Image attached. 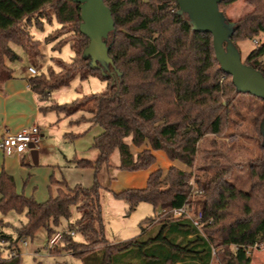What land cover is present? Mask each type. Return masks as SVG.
I'll list each match as a JSON object with an SVG mask.
<instances>
[{
	"label": "trees",
	"instance_id": "16d2710c",
	"mask_svg": "<svg viewBox=\"0 0 264 264\" xmlns=\"http://www.w3.org/2000/svg\"><path fill=\"white\" fill-rule=\"evenodd\" d=\"M236 1L221 0L219 14L224 18V9ZM246 3L254 10L232 23L228 36L233 46L239 40L264 35V0ZM104 5L114 23L106 41L112 63H97L99 67L92 70L90 58L83 55L89 40L79 31V5L70 0H0V83L13 75L6 62L21 58L12 45L20 47L37 67L42 43H54L52 52L60 53L68 44L73 58L66 62L51 57L59 71L49 65L30 77L33 92L48 100L52 92L90 77H97L106 87L69 103L53 102L39 108L41 113L54 111L65 117L83 111L89 117L76 122L102 128L91 145L97 152L94 160H69L77 168L93 170L90 188H72L64 180L52 179L48 200L39 203L17 194L12 176L1 171L0 215L22 214L25 221L13 227L0 219V242L8 250L6 256L0 251V264H21L17 242L23 237L33 239L39 229L50 238L62 220L68 223L69 234H64L62 247L55 253H71L82 264H251L247 250L264 246L262 143L250 168L248 191L231 183L225 169L196 177L197 192L192 196L190 175L170 166L164 175L160 169L151 172L144 188L112 193L126 204L128 216L140 203L150 204L153 214L139 222L140 233L132 239L116 243L107 239L100 202L103 170L146 171L156 162L154 152L161 151L169 162L193 169L199 141L208 135H223L234 98L248 95L263 102L264 98L237 92L215 58L211 35L198 31L180 12L176 0H104ZM52 21L59 27L42 41L31 33L32 26L43 30V23ZM243 64L264 76V43ZM261 116L258 130L263 138L264 112ZM80 136L66 134L70 140ZM130 145L140 151L134 154ZM114 155L117 160L112 164ZM183 207L201 214L200 227L193 225L187 213L174 216ZM73 212L77 217L69 222ZM5 227L12 232L5 234Z\"/></svg>",
	"mask_w": 264,
	"mask_h": 264
},
{
	"label": "rangeland",
	"instance_id": "374dc122",
	"mask_svg": "<svg viewBox=\"0 0 264 264\" xmlns=\"http://www.w3.org/2000/svg\"><path fill=\"white\" fill-rule=\"evenodd\" d=\"M253 10L254 7L247 4L246 0H237L224 9L223 19L225 26L230 30L232 28V23H236L245 15L252 13ZM58 27L55 21L43 23V30L34 28L32 30L35 31H32V33L35 35V38L41 40L42 37L43 40V37L47 36L48 33ZM262 43H264V35L259 33L251 39L237 41L234 48L239 52L241 61L244 62L252 50ZM53 44L54 43L46 45L42 43L40 47L42 56L38 58L36 67L38 72H44L49 65L52 66L56 72L59 71L51 57L60 58L66 62H70L73 58V53L68 44L64 45L60 53L50 50ZM11 47L15 52H20L18 46L12 45ZM33 61L34 60L31 59H25L24 64H26V62L33 63ZM19 63L20 61H17L14 65L17 66ZM105 89V82L99 80L97 77H90L81 82L75 80L69 87L52 92L48 100L42 96H40V99L44 106L53 104V102L65 104L81 97V95L97 94L105 91ZM260 112L261 114H259ZM262 112H264V102L262 100L248 95H239L235 97L228 109V122L225 125L223 135H208L199 141L196 152V164L193 169H189L179 162H173L174 167L190 175V195L194 196L197 192L195 185L196 177H200L203 173L209 176L218 170L225 169L229 170L228 179L231 183L240 190H249L251 185L250 168L261 152L260 144L262 143L264 145V137L262 138L258 130L259 123L262 119ZM57 117L65 120L63 115L56 114L55 112H51L48 115L49 119L53 118L56 120ZM69 119L63 121L61 125L58 123L54 124L52 131L44 134L46 152L41 154L37 163L34 164L29 153L26 154V166H21V161L19 160L15 161V159H19L18 156H11L9 158L11 159L9 163V172L13 178L17 194L30 197L38 202H45L48 200V189L52 179L57 181L64 180L72 188L75 186H81L82 188L86 187L84 186L86 184L85 181H87V179L91 181L92 172L90 170L77 168L70 162L65 163L63 155L70 154L69 156H71V154L74 153L75 145L78 147V145L82 146V144L84 145L87 143L89 136L93 135L92 133L95 131L94 128H99L100 126L90 127L88 130L82 132V136H80L79 140L76 142L75 139L70 142L66 139L64 142L61 137L63 133H66V131L63 130V124L70 122L71 120L69 121ZM128 141L129 140L126 142ZM47 145H50L51 148H47ZM130 149L134 154L140 151V149H136L132 145H130ZM161 153L159 156H161ZM94 155H97V152L91 150L85 157L93 159ZM164 157L167 159L165 154ZM116 160L117 155H114L111 163H116ZM155 163L157 168L162 171L163 175L167 172L168 168L172 166L165 165L160 157L156 159ZM154 167L155 166H153L152 169H154ZM115 171L120 172L118 170H103L99 176V180L104 185L100 190V202L106 237L110 242L114 243L129 240L137 236L140 233L138 228L139 222L153 214L150 204L140 203L129 216L127 215L126 204L122 200L112 197L111 185L114 182L113 178ZM109 178L112 179L108 181ZM115 181L117 183L115 187H113V190L117 187L123 189V187L129 186H126L128 183H125L123 177L117 178ZM185 211H187L189 217H195V213L190 209L185 208ZM76 217L77 214L73 212V217L69 222H73ZM0 219H4V222H9L13 227H19L20 223L25 221L24 215L21 214V216H18L12 213H9L5 218L0 215ZM67 224V222L62 220L56 230L59 232H68ZM2 231H4L5 234L12 232L10 228L6 227L3 228ZM22 239L25 241V244L19 241L16 245L20 254L21 264H82V262L78 258L72 256L71 253H55L57 250H60L63 241H60L53 250H48L46 246L48 238L46 236V231L43 229H39L33 239L26 237ZM75 240H80V238L75 236ZM0 251H3V256H6L8 253V250L5 249V244L2 242H0ZM13 253H16V249ZM247 253L251 258V264H264V246L249 248ZM53 254L55 255L53 256ZM212 264L218 263L213 261Z\"/></svg>",
	"mask_w": 264,
	"mask_h": 264
},
{
	"label": "crops",
	"instance_id": "0c3cea01",
	"mask_svg": "<svg viewBox=\"0 0 264 264\" xmlns=\"http://www.w3.org/2000/svg\"><path fill=\"white\" fill-rule=\"evenodd\" d=\"M32 29H34V26H32L31 28V33L32 31H35ZM36 39L40 40L39 38H36ZM40 41H42V37ZM15 53L18 54L19 57H21L20 60H17V61H20V63L19 65L16 66L14 65L15 62L7 61L6 64L12 70L13 75L10 79L4 80L0 83V136L2 135L4 130H8L10 132H17L23 128L36 124L38 125L40 129V133L42 137H41L40 142L37 145H35V147H30V149L25 150L19 155L18 154L7 155L5 152H2V150H0V173L2 170H5L10 176L11 174L9 172V169H10L9 163L11 162V159L9 158L11 156H18L19 159H15V161L19 160L21 161L20 162L21 166H26L25 165L26 154L29 153L32 157L34 164L37 163L41 154H44L46 152L45 151L46 147L44 146L46 144L44 134L46 132L50 133L53 129L54 124L58 123L61 125L63 121H66V119L68 120L69 118H71L69 119V121L71 120L70 122L63 124L64 125L63 130L66 131V133H63L61 137H62V141L64 142L66 141V139H68V137H66V134L82 136V132L88 130L90 127H96L87 121H82L81 123L76 122L82 116L86 118L89 117V114L83 111L78 112L77 114L71 117H65L63 114H60L64 116L65 120L60 119L59 117H57L56 120L53 118L49 119L48 115L54 111H50L48 113H41L39 108L41 106H44V104H42L40 96L37 95L35 92H33L32 89H30L29 82H28L31 76L27 72V69L29 67H34V66L29 62H26V64H24L25 63L24 60L25 59L27 60L29 58L23 53L21 48H20L19 53L17 52ZM94 130L95 131L92 133L93 135L89 136L87 143H85L84 145L82 144V146L78 145V147L75 145L74 153H72L71 156H69L70 154L63 155L65 163L69 162V160L72 159L73 157H77L78 159L86 158L85 157L86 154L90 153L92 150L91 145L93 143L94 138L98 137V135L102 132L101 127L94 128ZM74 139L76 142L77 140H79V137L74 138ZM68 140L69 142L72 141L70 139ZM86 146H89V147H86ZM47 148H51V146L47 145ZM161 152H154L156 159L160 157L163 160V163L165 165L174 166V163H170L167 159H165L164 153L163 152L161 153ZM160 153H161V156H159ZM95 158H96V155L93 156V159H89V158H86V159L94 160ZM153 166H155L154 169H152ZM153 166L147 169L146 171H139V172L126 173V172H121V171L120 172L115 171L114 178H113L114 182L111 185V188H112L111 193L115 194L122 190H127L131 188H144L146 186V182H147L146 179L148 175L151 172L159 169L157 168L156 163ZM87 170H90L92 172V179H90L91 181H89L88 179L87 181H85L86 182V184L84 185L86 186L85 188H89L90 186H92L90 184H93L92 182L93 181V170L91 169H87ZM120 177H123V180L125 181V183H128L126 184V186L129 185L130 187L129 186L123 187V189H119L117 187L115 190H113V187H115L117 183L115 180ZM39 203H42V202H39ZM111 243H114V242H111Z\"/></svg>",
	"mask_w": 264,
	"mask_h": 264
},
{
	"label": "water",
	"instance_id": "95a60500",
	"mask_svg": "<svg viewBox=\"0 0 264 264\" xmlns=\"http://www.w3.org/2000/svg\"><path fill=\"white\" fill-rule=\"evenodd\" d=\"M79 5V31L88 40L83 55L90 58L92 70L111 64L108 35L114 28L111 11L104 5V0H70ZM221 0H176L180 12L186 14L195 28L212 37L215 58L224 73L231 77L237 92L249 93L264 98V76L256 69L243 64L239 52L229 42V30L219 14ZM264 130V122L261 125Z\"/></svg>",
	"mask_w": 264,
	"mask_h": 264
},
{
	"label": "built area",
	"instance_id": "2783aa9c",
	"mask_svg": "<svg viewBox=\"0 0 264 264\" xmlns=\"http://www.w3.org/2000/svg\"><path fill=\"white\" fill-rule=\"evenodd\" d=\"M27 72L31 77L37 75L38 71L34 67H29ZM0 150L5 152L7 155L20 154L25 150L30 149V147H35L41 140V133L38 125L34 124L29 127L23 128L17 132H10L4 130L0 136ZM187 213L185 207L180 208L179 210L174 211V216L179 217L181 214ZM201 214L198 213L192 218V223L194 226L200 227ZM64 234H69L67 232H55L52 237L47 239L46 246L48 250H53L54 247L62 240ZM70 235H74L73 232H70ZM20 242L25 244V241L22 239Z\"/></svg>",
	"mask_w": 264,
	"mask_h": 264
}]
</instances>
